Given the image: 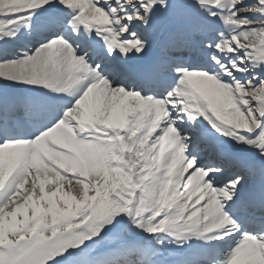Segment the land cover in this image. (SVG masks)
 <instances>
[{
	"label": "snow or ice",
	"instance_id": "6c2138e0",
	"mask_svg": "<svg viewBox=\"0 0 264 264\" xmlns=\"http://www.w3.org/2000/svg\"><path fill=\"white\" fill-rule=\"evenodd\" d=\"M0 264H264V0H0Z\"/></svg>",
	"mask_w": 264,
	"mask_h": 264
}]
</instances>
